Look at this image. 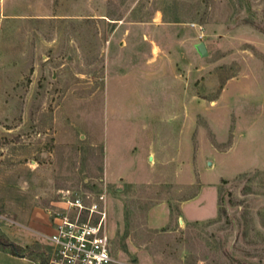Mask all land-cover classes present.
Segmentation results:
<instances>
[{
  "label": "rangeland",
  "instance_id": "1",
  "mask_svg": "<svg viewBox=\"0 0 264 264\" xmlns=\"http://www.w3.org/2000/svg\"><path fill=\"white\" fill-rule=\"evenodd\" d=\"M65 192L112 264H264V0H0V264Z\"/></svg>",
  "mask_w": 264,
  "mask_h": 264
},
{
  "label": "built area",
  "instance_id": "2",
  "mask_svg": "<svg viewBox=\"0 0 264 264\" xmlns=\"http://www.w3.org/2000/svg\"><path fill=\"white\" fill-rule=\"evenodd\" d=\"M63 200L66 210L56 214L54 231L42 234L53 250L48 264L114 263L109 236L104 229L103 197L88 206L82 197L72 196L70 192L64 193Z\"/></svg>",
  "mask_w": 264,
  "mask_h": 264
},
{
  "label": "trees",
  "instance_id": "3",
  "mask_svg": "<svg viewBox=\"0 0 264 264\" xmlns=\"http://www.w3.org/2000/svg\"><path fill=\"white\" fill-rule=\"evenodd\" d=\"M3 241L0 238V242L3 243V245H6V246H9L10 247V253L12 255H19V254H21L22 249L19 246H16L15 244H12V242L9 243V242H6V241L3 242Z\"/></svg>",
  "mask_w": 264,
  "mask_h": 264
},
{
  "label": "water",
  "instance_id": "4",
  "mask_svg": "<svg viewBox=\"0 0 264 264\" xmlns=\"http://www.w3.org/2000/svg\"><path fill=\"white\" fill-rule=\"evenodd\" d=\"M195 48L200 56L204 57L207 55V50L203 42L196 44ZM208 164H210V162H208Z\"/></svg>",
  "mask_w": 264,
  "mask_h": 264
}]
</instances>
